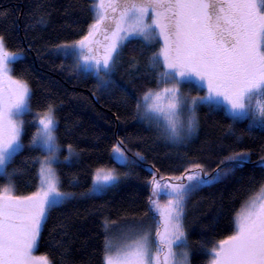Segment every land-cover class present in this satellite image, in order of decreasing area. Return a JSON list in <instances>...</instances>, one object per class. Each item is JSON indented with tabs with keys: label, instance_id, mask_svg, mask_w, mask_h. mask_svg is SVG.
<instances>
[{
	"label": "snow or ice",
	"instance_id": "snow-or-ice-1",
	"mask_svg": "<svg viewBox=\"0 0 264 264\" xmlns=\"http://www.w3.org/2000/svg\"><path fill=\"white\" fill-rule=\"evenodd\" d=\"M89 8L93 16L86 32L79 39L54 45L53 50L71 58L78 73L93 75L97 87L106 88L112 84L126 40L162 41V47L148 57L149 67L160 69L157 88L146 90L137 99L136 109L140 112L143 105L148 116L163 125L168 139L175 142L183 138L181 133L187 137L195 133L198 105L222 110L233 121L248 119L250 128L264 130V99L252 102L254 97L264 98V0H94ZM34 19L46 22L43 14ZM20 58L22 51L7 50L0 34V176L9 180L0 186V264H51L46 255L34 256L33 250L51 210L73 197V193L60 190L53 165L60 162L62 147L68 152L65 161L75 149L72 144L58 143L55 104L48 102L41 111L32 112L28 83L10 74L9 63ZM137 63L132 57L130 70L136 69ZM181 84L204 94H182ZM181 112L187 113L184 119ZM26 114L32 115L29 123L35 127L28 146L46 155L34 158L39 163L36 190L17 195L8 166L25 147L21 117ZM126 152L123 140L118 139L111 149L112 159L126 165ZM135 156L133 163L144 160L140 153ZM184 161L178 175L164 176L148 167L149 211L159 217L155 236L140 229L135 239L114 244L106 234L103 264H189L182 223L188 197L251 161L245 151L232 152L215 162H200L195 156H185ZM257 166L264 168V158ZM118 181L114 170L98 168L89 191L102 193ZM160 195L167 197L163 205L155 198ZM108 224L106 220V233ZM112 227H117L115 222ZM211 243V248H205L211 257L208 264H264V183L261 194L246 201L236 213L232 233Z\"/></svg>",
	"mask_w": 264,
	"mask_h": 264
},
{
	"label": "trees",
	"instance_id": "trees-1",
	"mask_svg": "<svg viewBox=\"0 0 264 264\" xmlns=\"http://www.w3.org/2000/svg\"><path fill=\"white\" fill-rule=\"evenodd\" d=\"M92 1L0 0V34L6 48L22 51V58L13 62V75L28 83L32 111H41L48 102L56 105L58 143L72 144L79 154L77 161L62 160L56 165L60 190L73 193V197L51 210L42 226L37 252L46 255L51 264H103L105 235L113 222L137 224L159 218L148 206L149 166L164 176L178 175L185 156L215 162L232 152H248L250 163L192 193L185 203L183 223L191 249L190 264H208L210 256L205 248L232 233L236 213L249 197L261 191L264 168L257 165L264 158V130L250 128L248 119L233 121L222 110L198 105L195 133L191 137L182 134V139L173 142L163 127L141 118L137 99L157 87L160 69L153 70L148 61L151 53L159 50L157 42L127 40L121 47L112 84L106 88L97 87L93 75L78 73L71 58L58 55L53 46L79 39L86 32L92 22ZM40 14L45 15L43 24L34 19ZM132 57L138 63L130 70ZM182 94L204 92L185 85ZM31 117L26 114L24 120L25 147L8 166L17 195L35 191L39 183L34 158L42 151L28 146L35 131L29 123ZM118 139L127 148L126 165L112 159L111 149ZM136 153L144 157L142 162H132ZM100 167L114 169L119 181L102 193H93L89 191L92 176ZM8 181L0 176V186Z\"/></svg>",
	"mask_w": 264,
	"mask_h": 264
},
{
	"label": "rangeland",
	"instance_id": "rangeland-1",
	"mask_svg": "<svg viewBox=\"0 0 264 264\" xmlns=\"http://www.w3.org/2000/svg\"><path fill=\"white\" fill-rule=\"evenodd\" d=\"M94 3V0L92 1V4ZM139 38V37H137ZM139 39H142V38H139ZM143 40V39H142ZM127 41V40H126ZM125 41V42H126ZM144 41V40H143ZM124 42V43H125ZM153 43V42H157L159 43V49L162 47V41H158L157 39L153 38L150 42H147V43ZM123 43V44H124ZM122 44V45H123ZM9 50V49H7ZM10 51V50H9ZM13 52V51H12ZM14 62V61H13ZM13 62H10L9 63V67L12 69V65H13ZM14 78H16L14 75H13V72L11 71L10 73ZM18 79V78H17ZM185 85H189V84H181L180 85V91L181 93L183 92V89H184V86ZM164 85L161 84L160 87H163ZM191 86V85H189ZM157 87L153 88V90H155ZM142 97V96H141ZM256 99H264V98H260V97H254L253 98V103H255ZM33 113H36L35 111H32ZM140 115H141V118L147 120L148 122H153L155 124H157L156 120L150 116H148V114L144 111V106L142 105V108L140 110ZM187 113L185 112H181L180 116H181V119H184L186 117ZM32 116V115H31ZM25 117L26 115L22 116L21 119L22 120H25ZM31 120H32V117H31ZM159 126L163 127L162 124H160ZM183 133H181V136H182ZM44 155H46V153L42 152L41 155H39V157H43ZM68 155V152L66 150V147H62L60 152L58 153V157H59V161H62L64 160V157ZM126 155L128 156V159H129V155L126 153ZM79 158V154L78 152L75 150V154L72 155V157L70 158V160L68 161H77ZM56 165L57 164H54L53 167L55 168V171H56V175H57V170H56ZM101 169H112V168H107V167H100ZM38 169H39V163H38ZM98 169V168H97ZM96 170V169H95ZM114 170V169H112ZM95 172V171H94ZM114 172L119 176V174L114 170ZM120 177V176H119ZM9 182V181H8ZM7 182V183H8ZM95 193V192H93ZM259 194H261V191L255 193L254 195H252L250 198H254V197H257ZM156 199L159 200L160 204L163 205L166 200H167V197L164 196V195H160L158 197H155ZM247 199V201L249 200ZM245 204V203H244ZM243 204V205H244ZM242 208V207H241ZM241 208L239 209V211L241 210ZM159 218H154V219H147L145 221H141L137 224H132V223H122V224H116L117 227H111L109 229V233H108V236L109 238L113 241L114 244H121V243H126L128 242L129 240L131 239H135L136 236L139 234L138 233V230L140 229H143L144 231H149L150 232V236L151 237H154L155 236V230H156V227H157V220ZM182 223H183V220H182ZM184 225V223H183ZM184 231H185V234H186V237H187V240H188V251H189V264H190V257H191V249H190V245H189V239H188V236H187V233H186V230H185V227H184ZM39 242V240H38ZM151 245H152V251L155 252V241L154 239L151 240ZM37 248H38V244L36 246V248L33 250V255L34 256H44V254H41V253H38L37 252ZM175 251L177 253H179L180 249L177 248L175 249ZM179 258V257H178ZM49 259V258H48ZM211 259V257H210ZM50 261V260H49ZM51 262V261H50Z\"/></svg>",
	"mask_w": 264,
	"mask_h": 264
},
{
	"label": "water",
	"instance_id": "water-1",
	"mask_svg": "<svg viewBox=\"0 0 264 264\" xmlns=\"http://www.w3.org/2000/svg\"><path fill=\"white\" fill-rule=\"evenodd\" d=\"M33 56H34V53L32 52ZM35 61H36V58L34 57ZM96 101V100H95Z\"/></svg>",
	"mask_w": 264,
	"mask_h": 264
}]
</instances>
